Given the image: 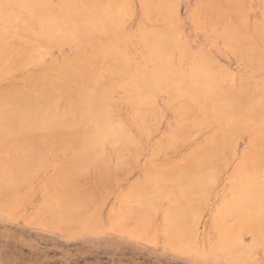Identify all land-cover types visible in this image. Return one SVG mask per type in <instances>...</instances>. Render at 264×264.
Returning <instances> with one entry per match:
<instances>
[{
    "label": "bare ground",
    "instance_id": "obj_1",
    "mask_svg": "<svg viewBox=\"0 0 264 264\" xmlns=\"http://www.w3.org/2000/svg\"><path fill=\"white\" fill-rule=\"evenodd\" d=\"M146 1H147V3H146ZM146 1L144 0L142 5L145 6V4H146L147 7L149 5L147 10L148 9H150V10H148V12L145 11V16L149 15V11L154 13V15L152 16L153 19H152V17H149V21L153 22V20L155 19L154 22L152 23L155 25L156 24L155 22H158V21H156V19L160 20L159 18H161V21L159 24L160 25L162 24V25L160 26L159 24L158 25L156 24V28L160 29V27H162V26L165 27V25L167 27L170 25V22H172L174 25H175L174 22H176V21L179 22L178 20L173 21V19H174L173 16H176V14H177L176 17H178V14H179V13H176L177 10L176 11L174 10L175 9L174 7H177L179 4V2H176L177 0L176 1L175 0H146ZM235 1L234 2L237 3L238 0H235ZM262 1L264 4V0H262ZM128 2H130V0L127 1V3ZM122 3H125V0ZM228 3L226 2V4H224L222 7L224 9H226V7L229 8V9H227V11H225L226 13H224V14H227V18H226V15L223 14V16H225V17H223L224 22H225L224 19H226V21H227L230 14H232L233 12H236L235 7L232 8L234 6V4H232L233 1L230 5L231 8L228 6L229 5ZM173 4L175 5L174 7H173ZM206 4H208V2ZM239 4H240V7L243 6L241 1ZM239 4H238V6H237V4L235 6L239 7ZM248 4H250V2ZM121 5H123V4H120L119 0H107L104 3H101L100 0H87V1H84V0H79V1L78 0H76V1L75 0H59L57 4L52 3L51 0H0V75H3V74H23L24 75L22 82L19 81L20 83L19 82L18 83H9L7 86H4L0 89V198L4 199L6 201H7V199H10V198H13V199L16 198L17 195L20 198L19 194H21V193H19V191H21L23 189L26 190V186L27 185L29 186V183H30L29 181L34 176H35L34 178L37 177L35 174L43 168V165L46 164L47 160H49L48 159L49 156L58 155V154H60L58 152L60 150H62V157L60 158V162L56 163L57 161L56 162L54 161V163H56L55 164L56 166L54 165L55 168L53 167L54 170L51 171L52 173L49 172L47 175L44 176L45 179H44V183H43L44 184L43 202L40 203L41 205H39V207L36 209V211H34V218L33 219L31 218L32 219L31 221L34 222L35 224L36 223L37 224L42 223V224H49V225H51V227L52 226H55L57 228L60 227V229H62V228L63 229H72V228H75V226L79 227V226H84L85 224H88L86 222H88L90 220V218L94 217L93 214H94L95 207L97 204V196H96V200L94 197L95 190L97 192L100 191L102 193L103 188L106 185L103 183L106 182L105 181L106 177H107V181H109L108 176H109V174H111V172L109 174L106 172L107 175L105 178H104V175L103 174L100 175V172L98 173V171L93 174L94 176L93 175H87L88 177H90V179H91V180L89 179L90 181H93L91 176L96 179V181H94L91 185L86 184V182L88 180L85 181L84 178L82 179V177H81V179L85 182L86 186L84 184L80 183L79 180H81V179L78 180L79 176L83 175L86 172L85 170L87 168H89V170L91 168V170H92V168L95 169V167L105 166L109 162V157L112 158L113 152H115V154L117 156V161H116V163H117V162H122L123 157L127 158L125 154L131 152V150L133 148H138L137 149L138 151L135 149L136 153L139 152V150L140 151L142 150V146H140L141 148L138 147L140 144V142H139L140 140L138 139V137H139L138 135L140 134V133H138L139 131L138 130L137 131L132 130V128L129 125L131 123V120H129L128 122H125L119 116V114L117 112L120 109L119 106H123V107L128 108L126 111L130 110V113L128 114V112L125 111L127 116L131 115L130 119L132 118V121H134L137 124V126H138V123L139 124L141 123L140 124L141 125L140 130L142 132H145V131L148 132L149 131L148 126H150V125L152 126L155 123L158 124V120L155 119L156 117L153 116V114L151 116L149 115L150 113H154V115L156 113H158L156 111L157 110L156 108H157V106L160 107L159 105L156 104V102H155L156 98L154 96L160 92H167L166 93L167 95H169L170 94L169 92H171V96L174 97L176 100H179L181 95H183L184 97L187 98L188 103H190L189 106H191L192 107L191 109H193V110H191V109H189L191 111L186 110L188 108L181 106L183 103L178 104V105H180L179 109H181L183 107L185 109V111H187V112H195V109H194V107H195L196 110L198 111V115L196 117H199L201 119L199 121L201 122L202 125L206 126V127L204 126L206 129L209 128L210 122L212 124L216 123L215 125H217V126H216V128L214 127L215 128V132H214L215 137L213 138V142L210 141L212 144H208L209 141L207 142V140H208L207 139V140H205V143H204L205 146L204 147L200 146V148H199L198 146H195V149L198 148V151L196 149V153H197V154L195 153L196 155L200 156L201 153H202V155H205L207 153L206 151L209 150L212 154H210V152H208L207 154L212 155V157H214L215 159H212L211 156H210L211 157V159H210L209 155H207L209 158L207 159V156H206V158L205 159L203 158L204 159L203 160L201 156L199 158L198 156L196 157V155L193 156L191 154V156H188L189 159L187 158V162H184L185 163L184 165L185 166L187 165V166L185 167L182 165L184 167V169H182V168L176 169L177 166H178V168H180V166H181V165H178L179 161H180L179 159H177L175 161L176 165L174 164V168H172L174 170L176 169L175 170L176 172H173V171L170 173L167 172L171 169L169 167L170 164L166 165L167 171H166V169H164V170L162 169L164 166H162L161 168L159 167L161 170H163L161 173H160L161 170L156 168L157 170L155 171L154 174H159V175H157L158 177L156 176L157 177L156 180H151L152 178L151 179L149 178L150 180L148 178H143L144 179V181H142V182H144V183H142V185L144 184L143 186L141 185V183L139 184L138 181H135V183H138L142 187H140L138 184L132 183L131 185H133V186H131L130 192H132L131 194H132L133 201L131 199H127L128 201L124 202V205L122 203L121 204H122V206L125 207V208L124 207H122V208H123V210L127 211L128 215H130V213L132 212V209L135 208L136 214H138L139 217L142 219V220H140V219H138V220H140L141 222H146L143 219H145V218L147 219V217L152 216L153 214L156 215V213L158 211H160L159 209L161 208V205L165 202H168L169 207L167 208V214L164 216L167 218L165 220H166L168 226L167 225H163V226L168 227V228L166 227V231L168 233V230H169L170 236L167 237L168 234L164 232V234H167L165 239L169 238L170 243H171L173 241L179 242L178 239L183 238V241L185 243L186 240L189 241L188 237L186 240L184 239V238H186L185 234L195 232L190 225L193 223H196V221L193 220V218L195 217L197 210L200 209V205H201L200 203L202 201H204L203 204L205 205V202L206 203L208 202L206 200V198H209V196L207 197L208 194H206L207 193V191H206L207 184L210 183V180L213 177L212 174L214 175V177L217 176L215 173H213L215 171L216 167L214 169L211 168V167H213L212 163H213V165H218V163L219 164L224 163L226 165V164H228L226 162H228V160L229 161L231 160V159H229V154H227L228 158H227V155L225 154V152L229 150L228 147L226 146L227 148H223L224 144L223 145L219 144L221 142L220 139L222 140L223 143H225L224 138L227 140L228 138L233 137V135H234L233 134L234 133L233 128H235L236 131L237 130L239 131V132L237 131V133H240L241 129L243 130L242 132H244L245 130H247L248 127H250L249 130L251 131L253 129V127L255 126V125L254 126L252 125L253 124L252 121L256 122L257 125H258V122L260 121V119L262 120V122L264 121V118H263L264 116H262V117L259 116V113L261 115H264V113L260 112V111H262V109L264 107L261 109L258 107V106L262 107V105H264V94H263L264 90H263V92L258 93V90H259V89H257L259 87L258 82L255 79H251V78L248 79L247 77H246L247 81H243L242 78H243L244 74L242 75V78H241V80H242L241 82H243V84L241 82H240V84H238V86H240L239 92H236V91L233 92L235 89L238 90L237 89L238 86H237V88H235V86L233 85L232 82L231 83L233 86L232 87L233 91L230 89L231 87H228L229 88L228 91L230 90L233 93L232 92L227 93V92L223 91V89H219L220 86H215L216 88L214 87V85L211 86L212 83L214 84V83L218 82V79H220L221 81H224L225 84H227L228 82L230 83L229 78H231L233 74H229V73H230V71H231V73H234V72L230 69L227 70V68L223 69L225 67L224 66L225 64L223 65V68H222V64L220 65L219 62L216 63V61H213V59L209 56H208V58H210L209 60L213 61V63H211V65L213 64V66L207 65V66H209L208 68L211 67L210 70L208 68L204 69L203 65L202 66L199 65L201 63L203 64L204 62H203V60H202V62H200L201 60L198 62L197 58H193L195 56L194 54H192V56H193V57H191L192 59H189L190 60L189 64L186 65L187 62L185 59H188V57H186V55H188V53H187L186 49H184V48L186 47V43H187L186 41L187 40L186 41L184 40V42L182 43V46L185 44L184 48L181 46L183 49L180 48L181 51L177 52V53H179V56H175L173 53L174 48L177 51L176 47H178V46H176V44L178 45V43H179L178 42L179 35H176V32L175 33L172 32L173 27H175V26H173V24H171L173 27L170 25L168 27V29L166 27L163 29V27H162V30H160V31L158 30L154 34L155 39H153V40H156L157 42H154L152 40L153 41L152 45L154 43L155 44L153 46L151 45L152 46L151 48H150V44L148 46V48L150 50L155 49L156 52L154 50H152V51L154 52V57L159 56L158 59L157 58L154 59V62L152 64H151V62L148 64V62L151 61V60H148L147 64L149 66H147V67H146L147 64L146 65L140 64V63L136 62L135 60L133 61L134 57L131 54L129 55V53L127 52V49L129 47V46L127 47L128 39L126 37H125V39H124V37L122 38V35L120 34V32L124 28V25L126 24L125 22L122 24L121 20H120V24L118 22L119 19L123 18L121 16L124 15V12L121 11V9L123 8V6L121 7ZM126 5H128V4H126ZM202 5L203 4H201V6ZM244 6H245V3H244ZM243 7H241V9H243V10L245 9L244 10V11H246L245 16H246V14L248 16V11L246 10V8H243ZM130 8H132V7H128L129 10H131ZM124 9H126V8H124ZM168 9H170V10L168 11ZM172 9L174 10L175 15L172 14L173 13ZM194 9H193V13L194 12L196 13V11H194ZM199 9H200V7H199ZM230 9L232 11L233 10L234 11L231 13V12H229ZM124 11L126 12L127 9ZM131 11H133V10H131ZM163 11H165L166 13H167V11L168 12L172 11V12L166 14ZM218 11H219V13L217 12L218 13L217 15L219 17L220 12L222 11L220 9V7H219ZM244 11H241V12L244 13ZM237 12H238V8H237ZM130 14H131V12H130ZM163 14H164V16H161ZM199 14L200 13L198 11V16L200 17ZM233 14L231 15L232 17L234 16ZM253 14H254V12H253ZM125 15H127V13ZM217 15H216V17H217ZM238 15H235V17ZM132 16L133 15H131V17ZM170 16L172 17V19ZM240 16H242V15L240 14ZM154 17H156V18H154ZM167 17H169V18H167ZM195 17H197V15H195ZM199 17H197L198 19L196 18L198 21L200 20ZM235 17H234V19L239 18V17H236V18ZM242 18L241 17L239 18L242 20V21L240 20V23H242V25H243V22H244V24L247 22L248 28H246V27L245 28L247 29L248 32H250V30H248L250 28L249 23H248L249 20H247L249 18L244 17V15L242 16ZM253 18H255V17H253ZM168 19H170V20L168 21ZM192 19H193V17H192ZM234 19H233V21L238 23L239 20L235 21ZM165 20H166V22L168 21L167 23H169V24H166ZM230 20H232V19H230ZM254 20L256 21V19H254ZM202 21H204V20H202ZM214 21H216V20H214ZM233 21H232V23H233ZM261 21H264V20H261ZM224 22H223V25L225 24L227 26L226 22L225 23ZM230 22L231 21H229V23ZM256 22H258V21H256ZM164 23H165V25H164ZM199 23H200V21H199ZM261 23H260V26H263L264 25L263 22H261ZM201 24H203V23H201ZM234 24L235 25H234L233 29L236 26L239 28L241 27L240 28V30H241L245 26V25L242 26L241 24H240L241 26H239L236 23H234ZM117 25H118V27H117ZM119 25L123 26V28L120 27ZM223 25L221 26L222 28L225 27L226 30H229V29H227V27L225 25L224 26ZM232 25L233 24H231L230 26L232 27ZM214 26H210V27L208 26L211 29L210 31L215 30V28H211ZM254 26H255V24H254ZM215 27H217V26H215ZM121 28H122V30H121ZM170 28H172V29H170ZM177 28H180V27L178 26ZM177 28H174V29H177ZM209 28H208V30H209ZM225 28L219 29V31L221 30V33H222L221 36L223 38H226V35H228V31L226 32ZM137 29L139 30L138 27H137ZM153 29L155 31L157 30L155 28H153ZM153 29L150 28V30H153ZM224 30L227 34L226 33L224 34V32H222ZM243 30H244V28H243ZM179 31H181V30H179ZM206 31H207V29H206ZM234 31H236V32H234V34L237 33L239 38L241 35H242V37H244L243 31H242V33H238L237 31H239V30H234ZM247 31H245V32H247ZM253 32L251 31L252 36H253ZM121 33H123V32H121ZM140 33H143V32L140 31ZM152 33H150V35ZM173 33H174V35H173ZM181 33H183V32H181ZM181 33H180V35H181ZM262 33L263 32H261V34ZM128 34H129V32L126 34V36ZM146 34L148 35L149 32H146ZM146 34H145V36H147ZM223 34L225 35V37ZM56 35H58V36L56 37ZM129 35H131V34H129ZM132 35H134V34H132ZM216 35L218 36L219 32ZM231 35H229V36L231 37ZM249 35H251V34L248 33L247 36H249ZM262 35H264V33ZM140 36L141 35L139 34V37ZM154 36H153V38H154ZM221 36L219 35V37H221ZM229 36H228V38H229ZM258 36H257V38H258ZM173 37L178 38V40L176 41L175 38L173 39ZM219 37L215 36V41H217V38H219ZM238 37H237V39H238ZM242 37L240 39H241V44H243L244 47L240 44H239V46L243 47L244 49H246V47H247V49L249 47L251 48L252 46H253V49L255 47L257 48V46H258L257 44L262 42V40L259 42V39H258L255 42L257 44H255L253 42V41H255L254 36H253L254 40L251 39L252 42L250 41V39H249L250 42L247 41L248 39L246 40V38H248V37L245 36V40L244 39L242 40ZM249 37L253 38L251 36H249ZM133 38H135V36ZM186 38H184V39H186ZM222 39H221V45L222 46L225 45L224 48H227L230 50L231 47L229 46V48H228V46H226V42L223 43ZM142 40H143V38H142ZM173 40L176 41L175 42L176 44L173 45L176 47H173L171 45L172 43H174ZM181 40H179V41H181ZM230 40L233 42L234 38L231 37L225 41H228V43H230L231 42ZM140 41H141V39H140ZM236 41H235V43H236ZM239 41L240 40L238 39V42ZM243 41H245L246 44L243 43ZM130 42H132V41L130 40ZM142 42L144 43L146 41H142ZM247 42L249 43V46H247ZM214 43H212V44H214ZM250 43L253 45H251ZM210 44H211V42H210ZM88 45H89V51L87 52L86 49H85V51H83L84 46H88ZM263 45H264V43H263ZM64 46H70L72 48H75L76 51H75V53L73 52L74 53L73 56H70L72 58H70V57H69V59L66 58V62H64L62 64L63 66L61 65L60 67H58L55 70H53V68H54L53 67L51 69V70H53V72H41V71L36 70L35 72L28 73L27 70L31 67V65L33 66V64L36 63L37 61H41V58L43 57L44 54H47L50 50H53L54 48H61ZM239 46H236L237 50H235V51H238ZM261 47H262V45L260 47L258 46L257 49H258V51H259V48L262 49L261 50L262 53L261 52L255 53V51H257V49L255 48L256 50L250 52L248 57L249 58L256 57L255 60L258 59V62H261L264 65V50ZM233 48L234 47H232V49ZM243 48H239V49H241V50H239V52L240 53L245 52V53L240 54V53L236 52L235 57L239 58V56H240V58L242 59L245 54H248L249 51H244ZM188 49H189V47H188ZM191 49L192 48H190V50ZM182 50H184V51L182 52ZM193 52L190 51V54ZM233 52L234 51H232V53ZM253 52L256 54V56L253 55ZM67 53H68V51H67ZM197 53H198V51L195 54H197ZM62 54H63V52H62ZM142 54H143V52H142ZM199 54H198V58L202 55V54H200V55ZM232 55H234V53ZM245 56H247V55H245ZM202 57L203 56H201V58ZM150 58L152 59L151 56H150ZM205 58H207L206 55H205ZM245 58L246 57H244L243 59H245ZM247 58L245 60L246 61L245 66L246 67H247L246 63L249 64L250 61L251 62L254 61V60H252L253 58L252 59H249V58L247 59ZM241 59L240 60L237 59V60L241 61ZM52 60L55 61V59H52ZM52 60H51V62H52ZM62 60H63V58H62ZM193 60H195V61H193ZM206 60L208 61V59H206ZM204 61H205V59H204ZM210 62L208 64H210ZM256 62L257 61H255L254 63L252 62L253 67L257 66L259 64L262 65L261 63H256ZM205 64H207L206 61H205ZM252 64H249L248 67L250 68V66H252ZM152 65L154 66L153 72L151 71ZM260 65L258 67H256V69L257 68L259 69V67H262ZM199 67L202 68L203 71L205 70V71L211 72V70H212V73L214 72L212 76H214L215 72H216V74H215V76H216L217 71H218V75L219 76L222 75L221 76L222 79H221V77L219 78L218 75H217L218 77L216 76L217 78L216 77L213 78L210 75V77H212V79H213V82L211 81V84L210 85L208 84V86H206L205 84H207L211 80V79H209V81H208L207 78L209 77V74H212V73H210V72H209V74H207V72L203 73L204 75L207 74V75H205V76H207V78H206L207 83H205V80H204L205 76L203 78L201 77L203 75L199 74L202 72V71L201 72L198 71ZM212 67H215V68L220 67L223 70V72H222V70H220V68L215 69ZM42 68H43V66H42ZM44 68L46 69V67H44ZM252 69H254V68H252ZM225 70L227 71V73H224V72H226ZM260 70H256V71H260ZM219 72L222 74H220ZM153 73H155V74H153ZM226 74H228L229 76H227ZM153 75H155V76H153ZM225 75L227 76L228 80L226 79ZM234 75H233V78L235 80L236 77H234ZM223 76H224V79H226V80H223ZM19 77L22 78V76H18V78ZM215 79L217 81H215ZM243 79L245 80V78H243ZM256 79L258 80V78H256ZM16 80H18V79H16ZM234 80H233V82H234ZM249 80H250V83L253 82V80H254V82L256 81L257 83H255V84H258V85H255L254 82L251 83V85H250ZM226 81H228V82L226 83ZM15 82H17V81H15ZM224 82L222 84H224ZM220 83L221 82H218L216 84L219 85ZM262 83H264V82L262 81ZM222 84H220L221 85L220 88H223L225 86V88L227 89V85L222 86ZM246 84H249L248 87H251V86H252L251 88L255 87V88H253L254 91H252L253 89L248 88ZM261 84H260V86H261ZM210 86L212 87V89ZM228 86H230V85H228ZM207 87H209L210 90ZM263 87H264V85L261 86V88H263ZM225 88H224V90H226ZM205 89L208 91H206ZM255 89L257 90V92H255ZM211 90H212V92H211ZM213 90H215V91L213 92ZM260 91H262V90L260 89L259 92ZM117 92L121 94V96H119L121 98L120 99L118 98V101H120V104H115L116 102L113 103V98ZM208 92H210L212 95L209 96L210 93H208ZM172 97H171V101L173 99ZM153 100L155 103V107H154ZM176 100H175V102H176ZM181 101H183V100H181ZM175 102H173V103H175ZM249 104H252V106L255 107V109L257 108L260 111L259 112H253L254 108L252 106L249 107ZM170 105H171V103H170ZM165 106H167V108H168L169 104L165 103ZM153 107H154V111H156V113L151 112V111H153V110H151V109H153ZM184 109H181L180 111L178 110L179 112H177L175 110V108H173V110H175L178 114L179 113L181 114L182 111L184 112ZM249 109H251L252 111ZM258 110H255V111H258ZM148 115H149V118L151 121L153 120L152 118L155 119V120H153L154 123L153 122L151 123V121H150V123L147 122V116ZM156 115L159 116V114H156ZM201 116H203V117H201ZM196 117H194L196 120L194 118H193V120L192 119H186V121H188V120L193 121V122H191L192 124L190 122H187L186 123L187 125H186L185 121L183 124H181L183 121H180L181 123H178L176 127L180 128V130H182V129L186 128L188 126V124L190 126L192 125L191 127L188 126V128L184 129V131H183L184 134H190L191 132H193L191 130H193L192 129L193 125H194L193 123H195L194 121H196L195 126H197V124H200L199 121L197 122L198 119ZM160 118H161V114H160ZM188 118H191V117H188ZM221 119H223L222 122H221ZM160 121H162V118L160 119ZM208 121H209V123H208ZM173 122H175V121H173ZM250 122H252V124L248 126V124ZM205 123L208 125H206ZM184 124H185V126H184ZM201 124L199 126H202ZM161 125H163V124H161ZM161 125L158 124V126H161ZM178 125H180V127ZM260 125H264V122H263V124L259 123V126ZM182 126H184V127H182ZM199 126H198V128H199ZM152 128L156 129V124H155V127L152 126ZM178 128H176V131L178 130ZM194 128L197 129V130L194 129L195 131H198V128H196V127H194ZM244 128H245V130H244ZM170 129L173 130V128H170ZM187 129H188L189 133H187ZM150 131L154 132L153 130H150ZM179 131L178 132L174 131V133H175L174 135L177 136L176 141L177 142L179 141V144H182V143L186 144L187 142L193 141L195 139V138H192L193 140L190 139V141H188L189 138L188 139L181 138L178 140V138H179L178 136H180V137L183 136V132L180 131V133H179ZM185 131H186V133H185ZM195 131L191 134L195 135L196 134ZM203 131H205V130H203ZM262 131H264V130H262ZM147 132L144 134L146 136L149 135L148 136V139H149V137L152 134H150V132H149L147 135ZM245 132H247V131H245ZM257 132H256V138L258 137V139L253 140V143L255 141L257 143L256 146H258V144L260 143L258 147L261 148L262 147L261 144H262V142H264V139H263L264 133L262 132L263 136H261L262 134L257 136ZM92 133H94V135ZM170 133L168 134V132H167L166 135H164V136L161 135L163 133L160 134L161 137L163 136L162 138H164V140H166L165 141L166 144L171 137H175L174 135L171 136L173 134V132L171 134ZM181 133H182V135H181ZM91 134L94 136V138H93V136H90ZM198 134H199V132L195 135V137H197ZM230 134L232 135L231 137H229ZM236 134L234 135V138H232V140L228 139V140H231V141H229V144H231L230 142H233V140L237 141L236 139H238V138H236V137H238L239 134H237V135ZM73 135H77L75 137L76 139H74ZM169 135H170L169 138L165 137V136H169ZM88 136H90L89 138H93V139H91L92 145L89 144L90 142L88 143V145H91V148H88V149H90V152L87 150V147H85L86 150L90 154V156L86 157L87 151L84 150L85 144L83 146V143L90 141V140H87V139H89V138H87ZM185 136L186 135H184V137ZM204 136H206V134ZM209 136L211 137V135H209ZM226 137H228V138H226ZM174 139L171 138L170 140H172L174 142ZM180 140H182V142ZM185 140H187V141H185ZM228 140L226 141L227 143H228ZM157 141L158 140H156V143H157ZM160 141H161V143H160ZM160 141H159L160 144L158 143L159 146L157 148H160V146H163L165 144V142H163V139H161ZM247 141H249V140H247ZM253 143L252 142L249 143L250 144L249 146H251L252 149L255 147L254 145H252ZM174 144H176V142ZM206 144H207V146H206ZM88 145L86 143V146H88ZM169 145H166V147L165 146L162 147V149L160 148L161 150L164 149L163 150L164 152H162V153H165V151H166L165 148H167V149L172 148L173 149V147L175 148L177 146V145L176 146L173 145L171 147V145L170 146ZM196 145H198V144H196ZM235 145H233V147ZM263 145H264V143H263ZM191 147H192V145H191ZM154 148H156V147L154 146ZM154 148H153V150L155 153L156 149H154ZM201 148L202 149L204 148V150H206V151L202 150ZM230 148H232V144H231ZM224 149H226V151ZM109 150L113 151L112 155H110V156H109V154H110ZM161 150H160V154H161ZM84 151H86L85 154H84ZM133 151H134V149H133ZM247 151H244V152L248 154ZM249 151L251 152V149ZM260 151H262V150H260ZM189 152H188V154L190 155V153H192L193 151H191L190 153ZM204 152H205V154H204ZM253 152H251L252 155L254 154ZM56 153H58V154H56ZM217 153L218 154L220 153L221 156H218ZM213 154H215L217 156V158L215 155L213 156ZM232 154H234V152H232ZM232 154H230L232 156V157L230 156V158H235L236 156L232 155ZM131 155H133V154H131ZM154 155H158V154L155 153ZM262 155H264V152ZM139 156L140 155H138V158H139ZM192 156H193V159H192ZM248 156H249V154H248ZM255 156H256V158L259 157L258 155H255ZM133 157L135 158L136 156L133 155L132 158ZM167 157H168V155H167ZM183 157L185 158V156H183ZM190 157H191V161H188V160H190ZM218 157H220V158H218ZM223 157H225L226 161H224L225 159H223ZM250 158H251V156H250ZM128 159H129V157H128ZM51 160L53 161L54 159H51ZM130 160H131V157L128 160L129 161L128 163H130ZM192 160H194V161L200 160L201 162L204 161L202 164H205V166H206L205 169L207 168L206 171L203 168L204 166L201 163H199L200 161L195 162L198 164V165H195V164H193ZM52 161H50V162H52ZM151 161L152 160H150V164H152V162H154V161H152V162ZM123 162H125V161H123ZM190 162H191V166L192 165H194V166L191 167L190 165H188V164H190ZM235 162L236 161H234V163ZM240 162H241V160L238 161V163H240ZM253 162H254V160H253ZM116 163H115L113 169L114 170L116 169L115 171H117V172H119L118 170H119L120 166L122 167V165H123L122 168H124L126 166V164H128L127 162L126 163H120V164H118L119 167L117 166L115 168ZM133 163H134V160L132 162V165L131 164H128V165H131V167L133 166V168H134V165H136V163H134V165H133ZM208 163H210V165ZM261 163H263V162H260V164ZM207 164H208V166H207ZM224 164H221V165L223 167H226L227 165L225 166ZM253 164L254 163H251V165H253ZM260 164L256 163V165H255L256 170H258V171L262 167V166L261 167L259 166ZM51 165H50V167H52ZM112 165L113 164H111V166ZM233 165L234 164H232V166ZM244 165H246V163ZM261 165H263V164H261ZM188 166H190L191 170H189ZM209 166H211V167H209ZM196 167L200 168L198 170V171H200L199 172L200 174L202 172H204V174L203 175L198 174L199 175L198 176L197 172H196L197 171ZM201 167H202V169H204L203 171H202ZM208 167H209V169H208ZM258 167H260V168H258ZM111 168L112 167L109 168V166H108L107 169L110 170ZM129 168H127V169L124 168L126 170V175L129 174V172H128ZM194 169H195V171H194ZM218 169H219V167H218ZM240 169H242V168H240ZM252 169H253V167L251 168V171L253 173L251 171H248L249 169L248 170L246 169L248 172L246 171L245 174L243 173V175H246L245 177L243 175L240 176L241 174L238 175L241 172L237 173V175L235 173L236 177L240 176L242 178L241 179L242 183L240 184L241 186H242L243 180L245 178H246V181L244 180V182L246 183L248 181L247 178H250L251 175L253 177L256 176L254 173L255 169L254 170H252ZM262 169H263V167L260 170H262ZM89 170H87V171H89ZM95 170L93 172H95ZM101 170H100L101 172L107 171L106 169L104 170L103 168ZM158 170H160V171H158ZM177 170L178 171L182 170V172L181 171L178 172ZM210 170L212 171V173L207 174V177H206L205 174L210 173L211 172ZM152 171H153V168H152ZM219 171L220 170H218V172ZM258 171L257 172L255 171V172H256V174H261L258 177V179L260 181V179H262V175L264 172L261 171L262 173H259L260 171L259 172ZM93 172H91V173H93ZM122 173H124V172L122 171L119 174L121 175ZM246 173L247 174L252 173V174L250 176L248 175L249 177H247ZM83 176L86 177V175H83ZM100 176H102V177H100ZM201 176H202V179H204V177L206 179L202 180ZM209 176H212V177L209 178ZM218 176H220V173L218 174ZM110 177H111V175H110ZM114 177H115V174H114ZM199 177H200V179H199ZM263 177H264V175H263ZM258 179H255V177H254V179L252 180L254 182L250 181L251 183L249 182V183H247V185H249V184L252 185V183H253L256 186V188H258L259 184L256 183V182H258V181H256ZM206 180H208V181H206ZM241 180H239V181L241 182ZM112 181H114L113 178H112ZM117 181L119 182V180H117ZM203 181L208 182V183L204 184ZM97 182H99V183L103 182L102 184L104 186L101 185L102 191H101V189L98 191V189L100 187L97 188L98 187V185L96 184ZM212 182L215 183L214 180ZM106 183H108V182H106ZM129 183H128V185H129ZM211 183H210V185H211ZM95 185L97 186L96 188H95ZM210 185L208 186V188L210 190L211 189L213 190V188L215 187L214 185H216V184H212L211 188H210ZM231 185H234V183L233 184L230 183V185L228 186V192H230V193H232ZM240 185H239V187H240ZM22 186H24V188H21ZM88 186H90V187L88 188ZM129 187H130V185H129ZM109 188H110V185L107 187V190ZM203 188H204V192H201L203 190ZM256 188H254V190ZM200 189H202V190H200ZM209 189H207V190H209ZM33 192H34V190H33ZM97 192H96V194H97ZM34 193L37 194L36 191ZM202 193H203V195H202ZM261 193H264V191H262ZM119 194H120V192L118 193V195ZM249 194H250V192H249ZM254 194H255V192H254ZM254 194L252 193V195H254ZM234 195H236L235 198H233L234 196H233V194H231V199L229 201H228L227 197L226 198L224 197L223 201L225 199H227V201L225 200V202L229 203V205H228L229 207L222 205L223 203L221 204L222 206H224V208H221L223 210V212H220V213L216 212L217 213L216 215L219 214V217H221L222 216L221 213H223V215H225V216H222V218H221L222 220L217 221V219H213L212 222L214 224V226H213L214 228L217 227V225H215L216 221H217V223H219V221H221L220 223H223L224 222L223 220L225 219L224 217L229 215L226 217V219H227L230 217V215L232 213H233V215H231V217L236 216V214H235L236 212L234 213L233 210H235V209L242 210L247 205L248 199L252 198V195L251 194H250L251 196L247 195V191L243 188H241L238 196H237V194H234ZM30 196H32V194ZM197 196H199L200 198H197ZM204 196H206V197H204ZM119 197L121 198V196H119ZM2 199H0V203H1ZM98 199H99V193H98ZM101 199H104V198L102 197ZM259 199H262L263 200L262 202H264L263 196L260 197ZM4 200H3V202H6ZM15 200H17V199H15ZM116 200H118V199H116ZM10 201H12V200L10 199ZM27 201H29V199ZM258 202H256V203H258ZM9 203L11 205H13L11 202H9ZM15 204H16V202H15ZM173 204H176V206H174ZM203 204H202V206L204 207ZM253 204H255V203H253ZM259 204H260V202H259ZM248 205H251V204L248 203ZM258 205L255 207L258 208ZM260 205L263 206L262 204H260ZM202 206H201V208H203ZM6 207L9 208V206H6ZM12 208H13V206H12ZM213 208H215V207H213ZM246 208L248 209V207H246ZM14 209H15V206H14ZM17 209H19V208H17ZM113 209H111V210L113 211ZM219 209L220 208H217V210H219ZM249 210H251V209H248L247 211H249ZM256 210L257 209H254L253 211H256ZM126 211H125V213H126ZM231 211H233V212H231ZM4 212H6V210H4ZM97 212H99V211L96 210V213ZM116 212H118V213H116ZM116 212H115L116 214L114 213V216L118 217L117 214H119V216H121L119 209ZM7 213H8V211H7ZM256 214H258V215H256V217H258V216H260V218L264 217V211H263V213L257 212ZM251 215H250L251 217H255V212L252 213ZM262 215H263V217H262ZM11 216H12V214H11ZM250 216L249 215L243 216V219H241V222H244L245 219H248L249 222L247 220H245L248 222V223L245 222V224L248 225L249 223L252 222V221H250V219H252ZM256 217H255V221H256ZM260 218L258 219L259 221L257 220L258 225H260L259 222H261ZM121 219H123L124 222H126L125 217L120 218V220ZM148 219L151 220V217H149ZM153 219L156 220L155 223H158L157 219L152 217L153 222L151 221V224L152 223L154 224ZM95 220L97 221V219H95ZM100 220H102V219H100ZM214 220H216V221H214ZM252 220L254 221V219H252ZM229 222L230 221H228V223ZM231 222H230V224H232L234 221L232 223ZM91 223H93V221ZM120 223H122V221ZM120 223H117V225H119ZM238 223H240V222H238ZM100 224H101V221H100ZM113 224H114V222H113ZM153 224L151 226H153ZM230 224H228L229 227L232 226ZM237 224H235V225H237ZM147 225L149 226V224L147 223V224H145V227ZM219 225H222V224H219ZM251 225H252V223H251ZM251 225L249 227L252 228L253 225L252 226ZM148 226L146 227L147 231H145V232H148V230L151 229V227H149L150 229H148ZM193 226H196V225L193 224ZM224 226H227V225L225 224ZM228 226L222 230H224V231L226 229L229 230ZM260 226H262V225H260ZM36 227H37V225H36ZM95 227H96V223H95ZM156 227H157V225H156ZM188 227H191V229ZM233 227H234V224H233ZM242 227H243V223L241 225V228ZM249 227L247 226L245 228H249ZM262 227H264V226H262ZM37 228H39V226ZM256 228H258V226ZM53 229H54V227H53ZM216 229H218V227ZM55 230H57V229H55ZM239 230H240V227H239ZM244 230L245 229H243V232H245ZM112 231H114V230H112ZM138 231H140V228L138 229ZM154 231H156V230H154ZM214 231H215V229H214ZM254 231L256 233V230H254ZM260 231H261V228H260ZM239 232L241 233L242 229ZM149 233H151V232H149ZM152 234L154 235V233H152ZM259 234H257V238H259L258 237ZM117 235H119V234L117 233ZM180 235H182V237ZM263 235H264V233H263ZM223 236H224V234H223ZM223 236L221 237V239H219L220 241L225 237V236L224 237ZM241 236H240V239H241ZM260 236H261V234H260ZM163 237H164V235H163ZM236 237L238 238V236H236ZM236 237H234L235 240L237 239ZM144 238H142V239L144 240ZM229 238H231V236ZM234 238H232L233 242H234ZM237 241L239 244L240 243L239 238H238V240H236V242ZM253 241L255 242L256 239ZM253 241H252V243H254ZM256 242H258V243H256ZM256 242H255V244H257V245L260 243L259 241H256ZM166 243H168V242H166ZM166 243H164V244H166ZM170 243H168V244H170ZM173 243L175 244V242H173ZM180 243H182V242H180ZM221 243H224V242H221ZM225 245H226V243H225ZM240 245L245 248V246L243 244H240ZM219 247H221V246H219ZM251 247L254 248L252 245H251ZM187 248H188V246H187ZM252 248H250L251 250L250 249H248V250L252 251ZM191 249H192V247H191ZM222 249H224V251H225V248H223V246H222L221 250ZM226 249H228V248H226ZM238 249H241L240 246ZM211 250H212V248H211ZM218 251H220V250H218ZM247 252H245V254ZM245 254H244V256H245ZM236 255H238V254H234V257ZM234 257H232V258L234 259ZM240 258H241V256H240Z\"/></svg>",
    "mask_w": 264,
    "mask_h": 264
},
{
    "label": "rangeland",
    "instance_id": "obj_2",
    "mask_svg": "<svg viewBox=\"0 0 264 264\" xmlns=\"http://www.w3.org/2000/svg\"><path fill=\"white\" fill-rule=\"evenodd\" d=\"M58 1L59 0H51V2L52 3H54V4H57L58 3ZM76 1V0H75ZM79 1V0H78ZM84 1H87V0H84ZM107 0H100V2L101 3H104V2H106ZM127 1H129V0H127ZM127 1L125 0V3L126 4H128V5H126L125 3H122V2H124V0H119V3L120 4H123V5H121V7L123 6V8L121 9V11L122 12H124V15L123 16H121V17H123V18H121V19H119V24H120V20H121V22H122V24L125 22L126 24L124 25V28H123V26H121V25H119L120 27H122L123 28V30H122V28H121V32H123V33H121L120 32V34L122 35V38L124 37V39H125V37L128 39V44H127V47H128V49H127V52L129 53V55L131 54L134 58H133V61L135 60L136 62H138V63H140V64H147V62H148V60H151V61H149L148 62V64L151 62V64L154 62V59H158V57H154V52L152 51V50H154L155 51V49H152V50H150L149 48H148V46H149V44H150V48L155 44H153L152 45V43H153V41L154 42H157L156 40H153V39H155V36H154V34L159 30H162V27H163V29L166 27V25H165V23H164V25H165V27L164 26H162V27H160V29H158V28H156V24L158 25L159 23H160V21H161V18H159L160 20H157L156 19V21H158V22H155L156 24L154 25V24H152L153 22H154V20H153V22L152 21H149V17H152L153 15H154V13H152L151 11H149V15H146L145 16V11H147L148 12V10H150V9H148L147 10V8L149 7V5H148V7H147V5L145 4V6L144 5H142L143 4V2H144V0H130V2H128L127 3ZM146 1V0H145ZM176 1V0H175ZM230 1V2H229ZM232 1H233V3H232ZM235 0H177L176 2H179V4H178V6L177 7H174L175 5V3L173 4V7L175 8L174 10L176 11L177 10V12L176 13H179L178 14V17H176L177 16V14H176V16H173L174 17V19H173V21H175V20H178L179 22H174L175 23V25L172 23V22H170V25L171 24H173V26H175V27H173L172 25V27H173V31L172 32H176V35H179V40H181V41H179L178 40V38H175V37H173V39L175 38V40L177 41L178 40V45L175 43L176 41L175 40H173V42L174 43H172L171 45L173 46V45H175L176 44V46H178V47H176V46H173V47H176L177 48V51H176V49L174 48V55L175 56H179V53H177L178 51H181V49L180 48H184V45L182 46V43L184 42V40L187 42L186 43V47L184 48V49H186V51H187V53H188V55H186V57H188V59H185L186 60V62H187V64L186 65H188L189 64V62H190V60L189 59H192L191 57H193L192 56V54H194L195 56L193 57V58H197V60H198V62L200 61V62H202V60H203V64L201 63V64H199V65H203L204 67V69H207L209 66H213V64L211 65V63H213V61H216V63L217 62H219V64L221 65L222 64V68H223V65L225 66L223 69H225V68H227V70L228 69H230V70H232L234 73H231V71H230V73L229 74H235L234 75V77H236L235 78V80H234V78H233V75H232V77L231 78H229V80H230V83L228 82V81H226V83L227 84H225V82L224 81H221L220 79H218V82H221L220 84H222L223 82H224V84H222V86L223 85H227V89L225 88V86L223 87V88H220L221 87V85L219 84V85H217L216 83H218V82H216V83H212V85L211 86H213L214 85V87L215 86H220L219 87V89H223V91H225V92H227V93H230V92H232L233 90H232V83H233V85L235 86V88H237V86H238V84H240V82L243 80V81H247L246 80V77L249 79V78H251V79H255L257 82H258V84H259V87L257 88V89H261L262 91H260L259 92V90H258V93H261V92H263V88H261V86L262 85H264V83H262V81L264 82V65L261 63V62H258V59L257 60H255L256 59V57H252V58H249L248 57V55H249V53L250 52H252V51H254V50H256L257 48H258V46L260 47L261 45H262V47L261 48H263V50H264V45H263V41H264V35H262L263 33H264V25L263 26H260V23L261 22H263V24H264V21H261V20H264V4H263V1L262 0H238L237 1V3H235L234 2ZM240 1H241V3H242V5L244 6V3H245V6L243 7V6H241V7H243V8H246V10L248 11V16H247V14H246V16H245V12L246 11H244L243 9H241V7H240ZM136 2V3H135ZM208 2V4H206ZM223 2V3H222ZM226 2L229 4H227L230 8H231V3L232 4H234V6L232 7V8H234L235 7V11L237 12V8H238V14L236 13V12H233L231 9H230V11L229 12H233L232 14L234 15L233 17L231 16L232 14H230V16L228 17V19H227V21H226V19H224L225 20V22H226V24H227V29H229V30H226V28L225 27H223V28H225V30H226V32L228 31V35H226V38H223L221 35H222V33H221V30L219 31V29H223L221 26L223 25V17H225V16H223V14L224 13H226L225 11H227V9H229L228 7H226V9H224V8H222L223 7V5L224 4H226ZM250 2V4H248ZM146 3H147V1H146ZM222 3V4H221ZM131 4V5H130ZM135 4V5H134ZM141 4V5H140ZM201 4H203L202 6H201ZM237 4V6H238V4H239V7H237V6H235ZM250 5V6H249ZM126 6V7H125ZM258 6V7H257ZM128 7H132V8H130L131 10H133V11H131V10H129L128 9ZM199 7H200V9H199ZM219 7H220V9L222 10L221 12H220V14H219V17H218V13H219V11H218V9H219ZM251 7V8H250ZM124 8H126L127 9V11L125 12L124 10H126V9H124ZM195 8V9H194ZM193 9H194V11H196V13L194 12L193 13ZM215 9V10H214ZM253 9V10H252ZM170 9H168V11H169ZM174 10L172 9V11H173V13L172 14H174ZM251 10V11H250ZM255 10V11H254ZM167 11V13H171V12H168ZM198 11H199V15H200V17L198 16ZM241 11H244V13H242ZM130 12H131V14H130ZM146 12V13H147ZM163 12H165V11H163ZM191 12V13H190ZM218 12V13H217ZM241 12V13H240ZM253 12H254V14H253ZM127 13V15H125ZM166 13V12H165ZM166 13V14H167ZM236 13V14H235ZM148 14V13H147ZM165 14V15H166ZM208 14V15H207ZM240 14L243 16L244 15V17H248L249 19H247V20H249V26H250V28L248 29V30H250V32H248L247 31V29L246 28H248L247 26H248V24H247V22L244 24V22H243V25H242V23H240V20L241 19H239L240 17L242 18V16H240ZM253 14V15H252ZM129 15V16H128ZM131 15H133L132 17H131ZM151 15V16H150ZM170 15V14H169ZM168 15V16H169ZM175 15V14H174ZM195 15H197V17H199L200 18V23H199V21L197 20L198 18L197 17H195ZM216 15H217V17H216ZM224 15H226V18H227V14H224ZM229 15V14H228ZM235 15H238V16H236V17H239L238 19H234V17H235ZM137 18H136V17ZM161 16H164V14L163 15H161ZM263 16V17H262ZM157 17V16H156ZM156 17H154V18H156ZM171 17V16H170ZM192 17H193V19H192ZM205 17V18H204ZM235 17V18H236ZM253 17H255V18H253ZM164 18V17H163ZM167 18H169V17H167ZM178 18V19H177ZM197 18V19H196ZM217 18V19H216ZM129 19V20H128ZM152 19H153V17H152ZM171 19H172V17H171ZM211 19V20H210ZM230 19H232V20H230ZM233 19L235 20V21H238V23L237 22H234L233 21ZM243 19V18H242ZM254 19H256V21H258V22H256ZM128 20V21H127ZM143 20V21H142ZM147 20V21H146ZM163 20V19H162ZM170 19H168V21H169ZM202 20H204V21H202ZM214 20H216V21H214ZM246 20V19H245ZM127 21V22H126ZM140 21V22H139ZM167 21V22H168ZM172 21V20H171ZM229 21H231L230 23H229ZM232 21H233V23H232ZM242 21V20H241ZM261 21V22H260ZM163 22V21H162ZM165 22H166V20H165ZM166 22V24H169V23H167ZM197 22V23H196ZM219 24H218V23ZM224 22V23H225ZM146 25H145V24ZM201 23H203V24H201ZM216 25H215V24ZM234 23H236V24H238L239 26H244L243 28H244V30H243V28L240 30V28L239 27H236L235 26V28L233 29V27H234ZM143 26H142V25ZM178 24V25H177ZM198 24V25H197ZM231 24H233L232 25V27L230 26ZM241 24V25H240ZM247 24V25H246ZM254 24H255V26H254ZM262 24V23H261ZM131 25V26H130ZM139 25V26H138ZM160 25V24H159ZM162 25V24H161ZM160 25V26H161ZM169 25V26H170ZM217 26V27H215V26ZM223 25V26H224ZM146 26V27H145ZM153 26V27H152ZM169 26H167L166 28L168 29V27ZM179 26L180 28H177V27ZM201 26V27H200ZM207 29V31H206V29L204 28V27ZM210 26H214V27H211V28H215V30H213V31H210L211 29L209 28ZM117 27H118V25H117ZM137 27L139 28V30L137 29ZM158 27V26H157ZM196 27V28H195ZM231 29H230V28ZM246 27V28H245ZM135 28V29H134ZM150 28L151 29H153V28H155V29H157L156 31L153 29V30H150ZM174 28H177V29H174ZM200 28V29H199ZM208 28H209V30H208ZM130 29V30H129ZM134 29V30H133ZM141 29V30H140ZM149 29V30H148ZM170 29H172V28H170ZM120 30V29H119ZM175 30V31H174ZM179 30H181V31H179ZM201 30V31H200ZM205 30V31H204ZM225 30L224 31H222V32H224V34L226 33L225 32ZM234 30H239V31H237L238 33H242V31H243V35H244V37H242V35L240 36V38L242 37V40L244 39L245 40V36L246 37H248V38H246V40L248 41V42H252V40H254V37H255V41H253L254 43L256 42V40H258L259 39V42L262 40V42H260V43H255V44H257L258 46H257V48L255 49H253V46L250 48H248L247 49V47H246V49H244L243 47V44H241V39L238 37V34L236 33V34H234V32H236V31H234ZM255 30V31H254ZM260 30V31H259ZM139 31V32H138ZM140 31H142L143 33H140ZM179 33H178V32ZM209 31V32H208ZM245 31H247V32H245ZM251 31L253 32V36H252V33H251ZM129 32V34H131V35H127L126 36V34ZM134 32V33H133ZM146 32H149V34L147 35L146 34ZM153 32V33H152ZM181 32H183V33H181ZM206 32V33H205ZM218 32H219V35L221 36V37H219V35L217 36L216 34H218ZM245 32V33H244ZM261 32H263L262 34H261ZM147 35V36H145V34ZM150 33H152L151 35H150ZM174 33H173V35H174ZM180 33H181V35H180ZM215 33V34H214ZM221 33V34H220ZM248 33H250L251 35H249V36H251V37H253V38H250L249 36H247L248 35ZM58 34V33H57ZM132 34H134V35H132ZM139 34L141 35L140 37H139ZM223 34V35H224ZM227 34V33H226ZM232 34V35H231ZM143 35V36H142ZM186 35V36H185ZM229 35H231V37H233L234 38V40H233V42L231 41L230 43H228V41H225V40H227V39H229V38H231ZM259 35V36H258ZM58 35H56V37H57ZM130 38H129V37ZM132 36V37H131ZM135 36V38H133ZM153 36H154V38H153ZM215 36L216 37H219V38H217V41H215ZM228 36H229V38H228ZM257 36H258V38H257ZM143 38V40H142V38ZM178 37V36H177ZM187 37V38H186ZM205 37V38H204ZM213 39H212V38ZM224 37H225V35H224ZM237 37H238V39L240 40L239 42H238V39H237ZM138 38V39H137ZM184 38H186V39H184ZM190 38V39H189ZM223 38V39H222ZM140 39H141V41H140ZM221 39H222V42L224 43V42H226V46H228V48H229V46L231 47L230 48V50L229 49H227V48H224L225 47V45H221ZM249 39H250V41H249ZM252 39V40H251ZM130 40L132 41V42H130ZM153 40V41H152ZM194 40V41H193ZM200 40V41H199ZM207 40V41H206ZM237 40V41H236ZM142 41H146V42H142ZM148 41V42H147ZM150 41V42H149ZM191 41V42H190ZM193 41V42H192ZM235 41H236V43H235ZM138 44H136V43ZM142 42V43H141ZM210 42H211V44H210ZM215 42V43H214ZM247 42V46H249V43ZM134 43V44H133ZM212 43H214V44H212ZM218 43V44H217ZM228 43V44H227ZM243 43H245V41H243ZM189 44V45H188ZM239 44L240 45H242L243 47H240L239 46ZM246 44V43H245ZM251 44V43H250ZM254 44V45H255ZM140 45V46H139ZM152 45V46H151ZM188 45V46H187ZM210 45V46H209ZM217 45V46H216ZM251 45H253V44H251ZM250 45V46H251ZM136 46V47H135ZM182 46V47H181ZM236 46H239V48H243L244 49V51H249L248 52V54H245V55H247V56H243V58L244 57H248L249 59H252V60H254V61H252L253 63L255 62V61H257L256 63H261L262 65H260V66H262V67H259V69L257 68L256 69V67H258L259 65H257V66H254L253 67V64H252V62L250 61V63L249 64H252V66H250V68L248 67L249 66V64L248 63H246V65H247V67L245 66V60H246V58L245 59H241L240 58V56H239V58H237V57H235L236 55H235V53L236 52H238V53H240L239 52V50H241V49H239L238 48V51H235V50H237V48H236ZM135 47V48H134ZM188 47H189V49H188ZM218 47V48H217ZM221 47V48H220ZM232 47H234L233 49H232ZM137 48V49H136ZM141 48V49H140ZM146 48V49H145ZM154 48V47H153ZM182 48V49H183ZM190 48H192L191 50H190ZM198 48V49H197ZM208 48V49H207ZM85 49H86V51L88 52L89 51V45L88 46H84V48H83V51H85ZM143 49V50H142ZM173 49V48H172ZM189 51H188V50ZM195 49V50H194ZM242 49V50H243ZM54 50V51H53ZM53 50H50L47 54H44L43 55V57L41 58V61H37L36 63H34L33 64V66L31 65V67L27 70L28 71V73H32V72H35L36 70L37 71H41V72H53V70H55V69H57L58 67H60L64 62H66V58H68L69 59V57L70 56H73L74 55V53H75V51H76V49L75 48H72V47H70V46H64V47H61V48H54ZM60 50V51H59ZM62 50V51H61ZM207 50V51H206ZM209 50V51H208ZM234 51L233 53H234V55H232L233 53H232V51ZM262 49H260L259 48V51H258V49H257V51H255V53L256 52H261L262 53V51H261ZM67 51H68V53H67ZM130 51V52H129ZM138 51V52H137ZM150 51V52H149ZM184 50H182V52H183ZM185 51V52H186ZM190 51L191 52H193V53H191L190 54ZM198 51V53L197 54H195L196 52ZM204 51V52H203ZM211 51V52H210ZM62 52H63V54H62ZM74 52V53H73ZM142 52H143V54H142ZM153 52V53H152ZM156 52V51H155ZM184 52V53H185ZM203 52V53H202ZM231 52V53H230ZM243 52V51H242ZM60 53V54H59ZM150 53V54H149ZM176 53V54H175ZM202 54L201 56H203L202 58H201V56L198 58V54ZM227 53V54H226ZM237 53V54H238ZM245 53V52H244ZM244 53H240V54H244ZM254 52H253V55L254 56H256V54H255ZM54 54V55H53ZM62 54V55H61ZM152 57V59L150 58V56ZM152 54V55H151ZM199 54V55H200ZM204 54V55H203ZM226 54V55H225ZM252 54V53H251ZM69 55V56H68ZM141 55V56H140ZM205 55L207 56V58H205ZM67 56V57H66ZM136 56V57H135ZM145 56V57H144ZM147 56V57H146ZM157 56V55H156ZM208 56L209 57H211L212 59H213V61H211V60H209L210 58H208ZM52 57V58H51ZM55 57V58H54ZM142 57V58H141ZM185 57V56H184ZM62 58H63V60H62ZM70 58H72V57H70ZM201 58V59H200ZM241 59V61H239V60H237V59ZM247 58V59H248ZM52 59H55V61L54 60H52ZM141 59V60H140ZM204 59H205V61H206V63L207 64H205V61H204ZM206 59H208V61L206 60ZM44 60V61H43ZM51 60H52V62H51ZM243 60V61H242ZM146 61V62H145ZM193 61H195V60H193ZM211 61V62H210ZM237 61V62H236ZM261 61V60H260ZM44 62V63H43ZM210 62V64H208ZM249 62V61H248ZM41 63V64H40ZM53 66H52V65ZM146 65V67L147 66H149V65ZM207 65H209V66H207ZM215 65V64H214ZM219 65V66H220ZM42 66H43V68H42ZM63 66V65H62ZM151 66V65H150ZM217 66V65H216ZM41 69H40V68ZM44 67H46V69L44 68ZM54 67V68H53ZM254 68V69H252V68ZM37 68V69H36ZM53 68V70H51ZM211 68V67H210ZM210 68H208L209 70H210ZM212 68H215V67H212ZM220 68V67H219ZM219 68H215V69H219ZM263 70H262V69ZM43 69V70H42ZM45 69V70H44ZM50 69V70H49ZM199 70L198 71H202L201 73H199V74H202L203 76H201L202 78L205 76V75H207V74H209V72L208 71H203V69L202 68H198ZM201 69V70H200ZM214 69V70H215ZM252 71H251V70ZM260 70V71H256V70ZM32 70V71H31ZM34 70V71H33ZM48 70V71H47ZM213 70V71H214ZM220 70H222L221 68H220ZM152 72L154 71V66L152 65V70H151ZM226 71V70H225ZM228 71V72H229ZM207 72V74H203V73H206ZM222 72H223V70H222ZM242 72V73H241ZM210 73H212V70H211V72ZM214 73V72H213ZM213 73L212 74H209V77L207 78V76H205L204 77V80H205V83H207L206 81H207V79H208V81H209V79H211L207 84H205L206 86H208V84L210 85L211 84V81L213 82V79H212V77L214 78V77H216L217 75H218V71H217V75L215 76V74H216V72H215V74H214V76H212L213 75ZM220 73V72H219ZM224 73H227V71L226 72H224ZM249 73V74H248ZM153 74H155V73H153ZM220 74H222V73H220ZM238 74V75H237ZM244 74V75H243ZM210 75L212 76V77H210ZM227 76H229L228 74H226ZM225 75V76H226ZM242 75H243V78H245V80L242 78ZM1 77H0V89L2 88V87H4V86H7L9 83H18L19 81L20 82H22V80H23V74H3V75H0ZM5 76V77H4ZM7 76V77H6ZM18 76H22V78L21 77H19L18 78ZM153 76H155V75H153ZM219 76V75H218ZM217 76V77H218ZM222 75H220L219 76V78L221 77ZM227 76H226V79H227ZM256 76V77H255ZM262 76V77H261ZM216 77V78H217ZM201 78V79H202ZM207 78V79H206ZM241 78H242V80H241ZM256 78H258V80L256 79ZM15 79V80H14ZM16 79H18V80H16ZM221 79H222V77H221ZM226 79H224V76H223V80H226ZM262 79V80H261ZM8 80V81H7ZM13 80V81H12ZM228 80V79H227ZM233 80H234V82H233ZM240 80V81H239ZM11 81V82H10ZM15 81H17V82H15ZM215 81H217L216 79H215ZM214 81V82H215ZM252 81V80H251ZM254 82V80H253V82H254V84L255 83H257V82ZM19 82V83H20ZM232 82V83H231ZM253 82H251V83H253ZM262 84H261V83ZM7 83V84H6ZM235 83V84H234ZM242 84H243V82H241ZM247 83V82H246ZM251 83H250V80H249V84L251 85ZM249 84H246L247 85V87L249 86ZM258 84H255V85H258ZM260 84H261V86H260ZM228 85H230V86H228ZM245 85V84H244ZM210 86V87H211ZM228 87H231L230 89L232 90V91H228ZM252 87V86H251ZM251 87H248V88H251ZM206 88V87H205ZM207 88H209V87H207ZM216 88V87H215ZM218 88V87H217ZM224 88L226 89V90H224ZM239 88H240V86H238V90H234L233 92H239ZM253 88H255V87H253ZM253 88H251V89H253ZM211 89H212V87H211ZM250 89V90H251ZM206 90V89H205ZM209 90H210V88H209ZM206 91H208V90H206ZM215 90H213V92H214ZM252 91H254V89L252 90ZM211 92H212V90H211ZM232 92V93H233ZM250 92V91H249ZM255 92H257V90L255 89ZM161 93V94H160ZM160 93H157L154 97L156 98V104L157 105H159L160 107H158L157 106V112L158 113H156V111H154V107H155V103H154V100H153V103H154V107H153V109H151V110H153V111H151V112H155L156 114H159V116L158 115H154V113H150L149 115L151 116L152 114H153V116H155L156 118L155 119H157L158 120V124L159 125H161V124H163V125H161V126H158V124L157 123H155L156 124V129H153L152 128V126H154L155 127V124L154 125H150V126H148L147 128L149 129V131L147 132V131H145V132H142L141 130H140V128H141V123L139 124L138 123V126H137V124L134 122V121H132V118L130 119V116L131 115H129V116H127V114H126V112H128V114L130 113V110H128V111H126L128 108H126V107H123V106H119V110L117 111L118 112V114H119V116L125 121V122H128L129 120H131V123L129 124L130 125V127L132 128V130L134 131V130H138L139 132L138 133H140L138 136V139L140 140L139 142H140V144H139V146L138 147H140V146H142V150L140 151L139 150V152H137L136 153V150L138 149V148H133L134 149V151H133V149L131 150V152H129V153H127V154H125L126 155V157L127 158H125V157H123V161H125V162H117L116 163V161H117V156H116V154H115V152H113V151H111V150H109V156L110 155H112V152H113V155H112V158L111 157H109V162L105 165V166H99V167H95V169H93L92 168V170H91V168H90V170H89V168H87L85 171V173L83 174V175H86V177L85 176H83V175H81V176H79V178H78V180L79 179H81V177H82V179L84 178V180L85 181H87L86 182V184H89V185H91L94 181H96V179L95 178H93L92 176H91V178H92V180L93 181H90L91 179H90V177H88L87 175H93L94 173H96L97 171H98V173L100 172V175H104V178L106 177V175H107V173L109 174L110 172H111V174H109V178H108V180L109 181H107V177H106V182H108V183H106V182H97L96 184L98 185V187L95 185V188L97 187V188H99L98 189V191L101 189V187L102 186H104L103 184H106L105 185V187L103 188V191H102V189H101V191H102V193L99 191V192H97L94 188V190H95V195H94V197H95V200H96V196H97V204H96V207H95V211H94V214H93V218H90V222L88 221V222H86V223H88V224H85L84 226H75V228H72V229H60V227H55V226H52L51 227V225H49V224H42V223H34V222H32L31 220L34 218V211H36V209L39 207V205H41L40 203H42L43 202V195H44V176L45 175H47L49 172H51V171H53L54 170V168H55V164L56 163H59L60 162V158L62 157V150H60L58 153H60V154H58V153H56V154H58V155H53V156H49V160H47V162H46V164H44L43 165V168L40 170V171H38L35 175L37 176L36 178H32L29 182V186L27 185H25L26 186V190L25 189H23V190H21V191H19V193H21V194H19V196H20V198L18 197V195H17V197L16 198H10L12 201H10V199H7V201L6 200H4V199H2V198H0V199H2L1 200V203H0V264H264V235H263V233H264V227H262V226H264V217H263V215H262V217L263 218H260V216H258V217H256V215H258V214H256L257 212L258 213H260V212H262L263 213V211H264V202H262L263 200L262 199H259L260 197H262L263 196V198H264V193H261L262 191H264V177H263V175H264V173H263V175H262V179H260V181H259V179H258V177H259V175H261V174H256V172L258 171V170H256V163H259L260 164V162H263V163H261V164H263L264 165V155H262L263 154V150H264V145H263V143L264 142H262V149L261 148H259L258 146H259V144H258V146H256V142L254 141V143H253V140H257L258 139V137L256 138V132H257V136L258 135H261L262 134V132L264 133V131H262V130H264V125H260L259 126V123H261V124H263V122H262V120L260 119V121L258 122V125L256 124V122H254V121H252L253 122V124H252V122H250L249 124H248V126L249 125H255L254 127H253V129L250 131L249 129H250V127H248L247 128V130H245V128H244V130L245 131H247V132H242L243 130L241 129L240 130V133H237V131L235 130V128H233L234 130H233V134L235 135L236 133L237 134H239V136L238 137H236V138H238V139H236L237 141H234L233 140V142H230L231 144H232V148H230L231 147V144H229V141H231L232 140V138H234V135H233V137H231L232 135L230 134V136L229 137H231V138H228V137H226V138H228V139H231V140H228V143L226 142L227 140L224 138V140H225V143H223L222 142V140L220 139V141L222 142H220L219 144L220 145H223V148H227L228 147V151H226V149H224L226 152H225V154L227 155V154H229V159H231L230 161L228 160V162H226V163H228V164H224V163H221V164H224L226 167H223L221 164H219L218 163V165H213V163H212V166L213 167H211V166H209V167H211V168H215L216 167V169H215V171L213 172V173H215L216 175V177H214V175L212 174V176H209V178L210 177H212V179L210 180V183L214 180L215 181V183H211V185H210V183H208V182H204V184L206 183H208L209 185H210V188H211V186H212V184H216V185H214L212 188H213V190L211 189H209L208 188V184H207V189H209V190H207L206 188V191H207V193L206 194H208L207 195V197L209 196V198H206V200L208 201L207 203L205 202V205L203 204L204 203V201H202L200 204V209H198L197 210V212H196V214H195V219L193 218V220H195L196 221V223H193V224H195L196 226H193V224H191L190 226L192 227V229L195 231V232H193V233H189V234H185L186 235V238H184L185 240L187 239V237L189 238V241L188 240H186L185 241V243H184V241H183V238H179L178 240H179V242L178 241H173V242H175V244L173 243V242H171L170 243V240H169V238H166L165 239V237H166V235H167V237H169L170 236V232H169V230H168V233H167V231H166V227L168 226V224H167V222H166V220L165 219H167L166 217H164L166 214H167V208L169 207V205H168V202H165V203H163L162 205H161V208L159 209L160 211H158L157 213H156V215L155 214H153L152 216H149V217H151V220L150 219H148L149 217H147V219L145 218V219H143L144 221H146L148 224H149V226H148V229H150L149 227H151V229L150 230H148V232H145V231H147V226L145 227V224H147L146 222H141L140 220H142L140 217H139V215L138 214H136V209L134 208V209H132V212L130 213V215H128V213H127V211L126 210H123V208L122 207H124V206H122V204L124 205V202H126V201H128L127 199H131L132 201H133V199H132V192H130V188H131V186H133V185H131L132 183H135V181H138L139 182V184L141 183V185H142V183H144V182H142V181H144V179L143 178H152L151 180H156V178L158 177L157 175H159V174H154L155 173V171L157 170V169H160L162 166H164L162 169L164 170V169H166V165L168 164H170L169 165V167L171 168L169 171H167V169H166V171L167 172H176L175 170L176 169H184V167L183 166H185L184 164V162H187V158H188V156H191V154L193 155V156H195L197 153H196V149H197V151H198V148H196L195 149V146H198L199 148H200V146L201 147H204L205 145H204V143H205V140H207V142L209 141V143L208 144H212L211 142H213V138L215 137V128H216V126L217 125H215L214 123V125L210 122V125H209V128L208 129H206L205 127V125H202L201 124V122L199 121V120H201L199 117H196L197 115H198V111L196 110V108L194 107V109H195V112H187V111H185V109L183 108V107H185V108H188V109H186V110H189V109H191L192 107L191 106H189L190 105V103H188V101H187V98L186 97H184L183 95H181V97L179 98V100H176L174 97H172L171 96V92H169L170 94L169 95H167L166 93L167 92H160ZM208 93H210V92H208ZM119 94V95H118ZM206 94V93H205ZM263 94H264V92H263ZM208 95V94H207ZM210 95H212L211 93L209 94V96ZM119 96H121V94L120 93H116L115 94V96H114V98H113V103H115V104H120V101H118V98L120 99L121 97H119ZM123 96V95H122ZM159 96V97H158ZM173 98L172 99V101L173 102H175V100H176V102L175 103H173L172 101H171V97ZM166 97V98H165ZM169 98V99H168ZM163 99V100H162ZM161 100V101H160ZM170 100V101H169ZM181 100H183V101H181ZM167 101V102H166ZM179 101V102H178ZM158 102V103H157ZM165 103H168L169 104V106H168V108H167V106H165ZM170 103H171V105H170ZM173 103V104H172ZM179 103H183L181 106H183L181 109H184V112L182 111L181 112V114L179 113H177V112H179L181 109H179L180 108V105H178ZM258 104V103H257ZM262 104V103H261ZM162 105V106H161ZM173 105V106H172ZM176 105V106H175ZM260 105V104H259ZM252 106V104H249V107H251ZM178 107V108H177ZM253 107V106H252ZM260 109L261 108H263L264 107V105H262V107L261 106H258ZM173 108H175V110L177 111H175V110H173ZM254 108V111L253 112H259L260 110H258L257 108L255 109V107H253ZM116 109V108H115ZM252 109V108H251ZM251 109H249V110H251ZM264 109V108H263ZM262 109V111H260V112H262V113H264V110ZM162 110V111H161ZM164 110V111H163ZM179 110V111H178ZM191 110H193V109H191ZM191 110H189V111H191ZM255 110H258V111H255ZM126 111V112H125ZM252 111V110H251ZM164 113V114H163ZM168 113V114H167ZM174 113V114H173ZM192 113V114H191ZM132 114V113H131ZM160 114H161V118H162V121H160ZM183 114V115H182ZM188 114V115H187ZM191 114V115H190ZM195 114V115H194ZM200 114V113H199ZM149 115L147 116V122L148 123H150V118H149ZM168 115V116H167ZM175 115V116H174ZM185 115V116H184ZM158 116V117H157ZM179 118H178V117ZM193 116V117H192ZM259 116H264V115H261L260 113H259ZM170 117V118H169ZM188 117H191V118H188ZM194 117H196L198 120H197V122L199 121L200 122V124L202 125V126H199L200 124H197V126H195V123H196V121H194L195 123H193L194 125H193V130H191L190 128V130L191 131H195V130H197V129H195L194 127H196V128H198V126H199V128H198V131H195V133L197 134L198 132H199V134L197 135V137H195V135L193 136L191 133H193V132H191L190 134H184V129H186V128H188V126H190L189 124H188V126L186 127V128H184V129H182V130H180V128H178V127H176L177 126V124L178 123H181L180 121H183L181 124H183L184 123V121H185V124L187 123V122H193V121H186V119H192L193 120V118ZM201 117H203V116H201ZM260 118V117H259ZM264 118V117H263ZM153 120H155L154 118H152ZM166 119V120H165ZM195 119V118H194ZM250 119V118H249ZM153 120L151 121V123L153 122ZM177 120V121H176ZM196 120V119H195ZM222 120L223 119H221V122H222ZM259 120V119H258ZM173 121H175V122H173ZM250 121V120H249ZM135 123V124H134ZM154 123V122H153ZM161 123V124H160ZM170 123V124H169ZM172 123V124H171ZM203 123V122H202ZM207 123V122H206ZM205 123V124H206ZM208 123H209V121H208ZM180 124V125H181ZM185 124H184V126H185ZM192 124V123H191ZM204 124V123H203ZM149 125V124H148ZM180 125H178L179 127H180ZM187 125V124H186ZM206 125H208V124H206ZM212 125V126H211ZM140 126V127H139ZM144 126V125H143ZM184 126H182V127H184ZM192 126V125H191ZM190 126V127H191ZM205 126V127H204ZM211 126V127H210ZM158 127V128H157ZM215 127V128H214ZM152 128V129H151ZM160 128V129H159ZM170 128H173V130H171ZM176 128H178V130L176 131ZM262 130H261V129ZM195 129V130H194ZM257 129V130H256ZM150 130H153L154 132H152V131H150ZM173 132V134L171 135V136H173L175 133H174V131L175 132H178L179 130L180 131H182L183 132V136H178L179 138H178V140L179 139H181V138H183V139H188L189 138V140L188 141H190V139L191 140H193L192 138H195L193 141H190V142H187L186 144H184V143H182V144H179V141L177 142L176 141V137L177 136H175V137H171V138H175L174 139V142L172 141V140H168V142H167V144H166V140H164V138H162L164 135H166V133L168 132V134L171 132V131ZM203 130H205V131H203ZM256 130V131H255ZM166 133H165V132ZM180 131H179V133H180ZM147 132V135H148V133L150 132V134H152L150 137H149V139H148V136H146L144 133H146ZM171 132V133H172ZM239 132V131H238ZM161 133H163V134H161ZM170 133V134H171ZM185 133H186V131H185ZM187 133H189L188 132V129H187ZM255 133V134H254ZM93 135H94V133H92ZM90 135V136H93V135ZM163 135L162 137H161V135ZM206 134V136H204V135ZM236 134V135H237ZM249 134V135H248ZM180 135V134H179ZM181 135H182V133H181ZM184 135H186L185 137H184ZM209 135H211V137L209 136ZM214 135V136H213ZM255 137H254V136ZM77 135H73V137H74V139H76L75 137H76ZM90 136H88L87 138H89ZM261 136H263V134L261 135ZM260 136V137H261ZM147 137V138H146ZM158 137V138H157ZM165 137H170V135L169 136H165ZM191 137V138H190ZM204 137V138H203ZM264 137V136H263ZM262 137V138H263ZM86 138V139H87ZM93 138H94V136H93ZM93 138H89V139H87V140H90V141H88V142H84L83 143V146H84V144H85V146H84V148L85 147H87V150L90 152V149H88V148H91V139H93ZM222 138V137H221ZM241 138V139H240ZM253 138V139H252ZM161 139H163V142H165V144L163 145V146H160V148L162 149V147H166V145H171V147L174 145V146H176L175 148L173 147V149L172 148H165L166 149V151H165V153H162V152H164L163 150H161L160 148H157L159 145H158V143H159V141L161 140ZM167 139V138H166ZM264 139V138H263ZM262 139V140H263ZM86 140V141H87ZM156 140H158L157 141V143H156ZM219 140V139H218ZM247 140H249V141H247ZM171 141V142H170ZM181 142H182V140H180ZM184 141V140H183ZM185 141H187V140H185ZM211 141V142H210ZM215 141V140H214ZM90 142V143H89ZM173 142V143H172ZM176 142V144H174ZM180 142V143H181ZM219 142V141H218ZM217 142V143H218ZM253 143L252 145H254L253 147V149H252V147L251 146H249L250 144L249 143ZM86 143H87V145H88V143L89 144H91V145H88V146H86ZM149 143V144H148ZM160 143H161V141H160ZM159 143V144H160ZM169 143V144H168ZM172 143V144H171ZM195 143V144H194ZM236 145H235V144ZM196 144H198V145H196ZM218 144V145H219ZM169 145V146H170ZM180 145V146H179ZM191 145H192V147H191ZM233 145H235L234 147H233ZM90 146V147H89ZM154 146L156 147V148H154ZM206 146H207V144H206ZM227 146V147H226ZM141 148V147H140ZM139 148V149H140ZM153 148L154 149H156V154H158V155H154L155 153H154V150H153ZM136 149V150H135ZM158 149V150H157ZM161 150V154H160V150ZM202 149V148H201ZM245 149V150H244ZM248 151H247V150ZM251 149V152H253L255 155H258L259 157L258 158H256V156L253 154H251V152L249 151ZM84 150H86V148L84 149ZM86 150V151H87ZM202 150H204V148L202 149ZM260 150H262V151H260ZM86 151H84V154H85V152ZM87 151V152H88ZM138 151V150H137ZM148 151V152H147ZM158 151V152H157ZM190 151H193L192 153H190V155L188 154V152ZM200 151V150H199ZM204 151H206V150H204ZM244 151H247L248 152V154H249V156H248V154L247 153H245ZM86 152V157H88V156H90V154H89V152L87 153ZM207 153L208 152H210L209 150L208 151H206ZM231 152V153H230ZM232 152H234V154H232ZM196 153V154H195ZM205 154V152H204V154L205 155H202V153L200 154V156L202 157V159L204 158H206V156L207 155H209V154ZM89 154V155H88ZM131 154H133L134 156H136L135 158L133 157L132 158V156L133 155H131ZM210 154H212L211 152H210ZM218 154V153H217ZM224 154V153H223ZM230 154H232V155H235L234 157L235 158H230ZM138 155H140L139 156V158H138ZM161 155V156H160ZM164 155V156H163ZM167 155H168V157H167ZM170 155V156H169ZM215 154H213V156H214ZM243 155V156H242ZM262 155V156H261ZM177 156V157H176ZM183 156H185V158L183 157ZM193 156H192V159H193ZM199 157L200 158V156L199 155H196V157ZM212 157V155H209V157ZM216 156V155H215ZM218 156H221V154L219 153L218 154ZM225 156V155H224ZM250 156H251V158H250ZM59 157V158H58ZM115 157V158H114ZM128 157H129V159H130V157H131V160H130V163H128L129 161V159H128ZM166 157V158H165ZM208 156H207V159L209 158ZM211 157H210V159H211ZM226 157V156H225ZM225 157H223V159H225ZM232 157V156H231ZM171 158V159H170ZM216 158H217V156H216ZM218 158H220V157H218ZM227 158H228V155H227ZM247 158V159H246ZM263 158V159H262ZM51 159H54L53 161L51 160ZM57 159V160H56ZM177 159H179L178 161H179V164L178 165H181L180 166V168H178V166L176 167V169L174 170V169H172V168H174V164H175V161L177 160ZM186 159V160H185ZM189 159V158H188ZM195 159V158H194ZM198 159V158H197ZM203 159V160H204ZM212 159H215L214 157H212ZM254 160V162H253V160ZM133 160H134V163H136V165H134V163H133V165H134V168H133V166L131 167V165H132V162H133ZM141 160V161H140ZM150 160H152V161H154V162H152V164H150ZM241 160V162L240 163H238V161H240ZM50 161H52V162H50ZM54 161L56 162V163H54ZM113 161V162H112ZM132 161V162H131ZM156 161V162H155ZM161 161V162H160ZM188 161H191V157H190V160H188ZM193 161V164H195V165H198L197 163H195V162H198V161H200V160H198V161H194V160H192ZM224 161H226V159L224 160ZM223 161V162H224ZM234 161H236L235 163H234ZM116 163V166H115V168L118 166L119 167V165L118 164H120V163H128V164H131V165H128V164H126V166L124 167L125 169H127V168H129L128 169V172H129V174L128 175H126V170L124 169V168H122L123 167V165H122V167L120 166V168H119V172H117V171H115L113 168H114V165H115V163ZM141 162V163H140ZM204 162V161H203ZM203 162H199V163H203ZM246 163V165H244L245 163ZM53 163V164H52ZM189 163V162H188ZM251 163H254L253 165H251ZM52 164V165H51ZM111 164H113L112 166H111ZM209 165H210V163H208ZM208 164H207V166H208ZM215 164V163H214ZM232 164H234L233 166H232ZM259 165L260 167L262 166L263 167V169H264V166L263 165ZM50 165L52 166V167H50ZM55 165V166H54ZM125 165V164H124ZM173 165V166H172ZM176 165V164H175ZM183 165V166H182ZM188 165H190L191 166V162H190V164H188ZM200 165V164H199ZM204 167V169H205V164H202ZM108 166H109V168L110 167H112L110 170L109 169H107L108 168ZM187 166V165H186ZM185 166V167H186ZM190 166H188L189 167V170H191V168H190ZM192 166H194V165H192ZM191 166V167H192ZM221 166V167H220ZM258 166V165H257ZM54 167V168H53ZM127 167V168H126ZM160 167V168H159ZM200 167V166H199ZM209 167H208V169H209ZM218 167H219V169H218ZM246 167V168H245ZM248 167V168H247ZM253 167V169L252 170H254V173H255V175L257 176H254L255 177V179H258V180H256V181H258V182H256L257 184H259V186H258V188H256V186L252 183V185L251 184H249V185H247V183H249L250 181L251 182H254V181H252L253 179H254V177L251 175L253 172L251 171V168ZM260 167H258V168H260ZM261 167V168H262ZM49 168V169H48ZM106 169L107 171H105V172H101L102 170L101 169ZM122 168V169H121ZM152 168H153V171H152ZM157 168V169H156ZM194 168V167H193ZM198 167H196V172H197V175L198 174H200L199 172L200 171H198L200 168H198ZM225 168V169H224ZM240 168H242V169H240ZM260 168V169H261ZM98 169V170H97ZM169 169V168H168ZM187 169V168H186ZM201 169H202V167H201ZM204 169H202V171L204 170ZM207 169V168H206ZM206 169H205V171H206ZM251 171L252 173H250V174H247V177H249L250 175V178H247V182L245 183L244 182V180L246 181V178L243 180V184H242V186L240 185L241 183H242V178L240 177V176H242L243 175V173L245 174V172L247 171ZM259 169V173H262L261 171H263L264 172V170L262 169V170H260ZM87 170H89V171H87ZM95 170V172H93ZM101 170V171H100ZM112 170V171H111ZM161 170V169H160ZM160 170H158V171H160ZM163 170H161L160 171V173L163 171ZM188 170V169H187ZM188 170V171H189ZM218 170H220L219 172H218ZM236 170V171H235ZM115 173H114V172ZM124 172V173H122L121 175L119 174V173H121V172ZM151 171V172H150ZM178 171V170H177ZM179 171H181L182 172V170H179ZM178 171V172H179ZM186 171V170H185ZM194 171H195V169H194ZM211 171V170H210ZM247 171V172H248ZM256 171V172H255ZM90 174H89V173ZM91 172H93V173H91ZM107 172V173H106ZM131 172V173H130ZM148 172V173H147ZM184 172V171H183ZM208 172V171H207ZM239 172H241V173H239ZM52 173V172H51ZM87 173V174H86ZM117 173V174H116ZM158 173V172H157ZM212 173V171L210 172V173H206L205 174V176L207 177V174H211ZM220 173V176H218V174ZM235 173H236V175H237V173H239L238 175H240L239 177H236V175H235ZM38 174V175H37ZM114 174H115V177H114ZM202 175L204 174V172H202L201 173ZM200 174V175H201ZM110 175H111V177H110ZM119 175V176H118ZM152 175V176H151ZM154 175V176H153ZM249 175V176H248ZM94 176V175H93ZM121 176V177H120ZM157 176V177H156ZM199 176V175H198ZM244 177L246 176V175H243ZM88 177V178H87ZM97 177V176H96ZM100 177H102V176H100ZM204 177V176H203ZM253 177V178H252ZM261 177V176H260ZM42 178V179H41ZM111 178V179H110ZM112 178H113V180L114 181H112ZM115 178V179H114ZM236 178V179H235ZM34 179V180H33ZM79 180L80 181V183L81 184H84L85 185V182L83 181V180ZM90 179V180H89ZM149 179V180H150ZM199 179H200V177H199ZM201 179H202V176H201ZM204 179H206L205 177H204ZM204 179H202V180H204ZM208 179V178H207ZM230 179V180H229ZM234 181H233V180ZM250 179V180H249ZM117 180H119V182L117 181ZM232 180V181H231ZM239 180H241V182L239 181ZM206 181H208V180H206ZM230 181V182H229ZM239 181V182H238ZM114 184H113V183ZM117 182V183H116ZM130 182V183H129ZM238 182V183H237ZM250 182V183H251ZM103 183V184H102ZM128 183H129V185H130V187H129V185H128ZM202 183V182H201ZM230 183L231 184H233L234 183V185H231V190H232V193H230V192H228V186L230 185ZM135 184H138V183H135ZM138 184V185H139ZM229 184V185H228ZM240 185V187H239V185ZM83 185V186H84ZM102 185V186H101ZM110 185V188L107 190V187ZM141 185H139L140 187H142ZM32 188H31V187ZM86 186V185H85ZM94 186V185H93ZM253 186V187H252ZM37 189H36V188ZM90 186H88V188H89ZM204 187V186H203ZM239 187V188H238ZM21 188H24V186H22ZM46 188V187H45ZM202 188V187H201ZM241 188H243V189H245L246 191H247V195H249V196H251L252 195V193L254 194V192H255V194L254 195H252V198H250V199H248V201H247V205L242 209V210H239V209H235V210H233L234 211V213L236 214V216H232L231 217V215H233V213L230 215V217L229 218H227L226 219V217L227 216H229V215H227L226 217H224L225 219L222 221L223 223H220L221 221H219V223H217V221L218 220H222L221 218H222V216H225V215H223V213H221L222 214V216L221 217H219V214L218 215H216L218 212L220 213V212H223V210L221 209V208H224V206H222V205H225L226 207L229 205V203H227V202H225V200L227 201V199H228V201L231 199V194H233V198H235L236 197V195H234V194H237V196L239 195V193H240V190H241ZM254 188H256L255 190H254ZM28 189V190H27ZM106 189V190H105ZM230 189V188H229ZM33 190H34V192L36 191V193L37 194H35L34 192H33ZM39 190V191H38ZM200 190H202V189H200ZM199 190V191H200ZM235 191V192H234ZM260 191V192H259ZM24 192V193H23ZM28 192V193H27ZM96 192H97V194H96ZM112 192V193H111ZM120 192V194L118 195V193ZM127 192V193H126ZM201 192H204V188H203V190L201 191ZM249 192H250V194H249ZM98 193H99V199H98ZM111 193V194H110ZM32 194V196H30ZM108 194V195H107ZM123 194V195H122ZM227 194V195H226ZM36 195V196H35ZM101 195V196H100ZM110 195V196H109ZM128 197H127V196ZM202 195H203V193H202ZM205 195V194H204ZM23 198H22V197ZM119 196H121V198L119 197ZM15 197V196H14ZM32 197V198H31ZM104 198V199H101V198ZM118 197V198H117ZM202 197V196H201ZM204 197H206V196H204ZM224 197L226 198L227 197V199H225L224 201H223V199H224ZM108 198V199H107ZM110 198V199H109ZM197 198H200L199 196H197ZM232 198V199H233ZM249 198V197H248ZM15 199H17V200H15ZM20 199V200H19ZM24 199V200H23ZM29 199V201H27ZM31 199V200H30ZM114 199V200H113ZM116 199H118V200H116ZM3 200L4 201H6V202H3ZM35 200V201H34ZM42 200V201H41ZM205 200V199H204ZM205 200V201H206ZM234 200V199H233ZM20 201V202H19ZM35 203H34V202ZM246 201V200H245ZM260 202V204H262L263 206H261L260 204H259V202ZM9 202H11L13 205H11ZM15 202H16V204H15ZM25 202V203H24ZM252 202V203H251ZM256 202H258V203H256ZM3 203V204H2ZM20 203V204H19ZM30 203V204H29ZM122 203V204H121ZM223 203V204H222ZM248 203L249 204H251V205H248ZM253 203H255V204H253ZM19 204V205H18ZM24 204V205H23ZM202 204L204 205V207L202 206ZM222 204V205H221ZM258 205V208H256L255 206H257ZM3 205V206H2ZM5 205V206H4ZM11 205V206H10ZM18 205V206H17ZM115 205V206H114ZM174 206H176V204H173ZM231 205V204H230ZM6 206H9V208H7ZM12 206H13V208H12ZM14 206H15V209H14ZM101 206V207H100ZM201 206L203 207V208H201ZM254 206V207H253ZM11 207V208H10ZM120 207V208H119ZM213 207H215V208H213ZM229 207V206H228ZM246 207H248V209H251V210H249V211H247L248 209L246 208ZM17 208H19V209H17ZM99 208V209H98ZM116 210V211H118V209H119V211H120V215L121 216H119V214H117V216L118 217H116V216H114V213L116 212L114 209ZM125 208V207H124ZM217 208H220L219 210H217ZM11 209V210H10ZM15 211H14V210ZM111 209H113V211L111 210ZM254 209H257L256 211H253ZM4 210H6V212H4ZM23 210V211H22ZM96 210H98L99 212H97L96 213ZM101 210V211H100ZM240 212H239V211ZM262 210V211H261ZM7 211H8V213H7ZM125 211H126V213H125ZM233 211H231V212H233ZM11 212V213H10ZM13 212V213H12ZM166 212V213H165ZM215 212V213H214ZM217 212V213H216ZM230 212V213H231ZM255 212V217H256V221H255V217H251L252 215V213H254ZM6 213V214H5ZM113 213V214H112ZM116 213H118V212H116ZM115 213V214H116ZM229 213V214H230ZM11 214H12V216H11ZM21 214V215H20ZM214 214V215H213ZM220 214V215H221ZM225 214V213H224ZM96 215V216H95ZM103 215V216H102ZM200 215V216H199ZM246 215H251L250 217L252 218V219H254V221L252 220V219H250L249 217V219H250V221H252L251 223H252V225H253V227L251 228V227H249L250 225H251V223H249L248 225L247 224H245V222H249V220L248 219H245V220H247V221H245L244 220V222H241V219H243V216H246ZM260 215V214H259ZM11 216V217H10ZM16 216V217H15ZM30 216V217H29ZM101 216V217H100ZM157 216V217H156ZM97 217V218H96ZM122 217H125L126 218V222H124V220L123 219H121L120 220V218H122ZM152 217L153 218H155V219H157V222L158 223H155L156 222V220H154V224H153V226H151L152 224H151V221H152ZM198 217V218H197ZM213 217V218H212ZM32 218V219H31ZM110 218V219H109ZM117 218V219H116ZM261 219V222H259L260 223V225H262V226H260V225H258L257 224V220L258 219ZM29 219V220H28ZM95 219H97V221L95 220ZM100 219H102V220H100ZM116 219V220H115ZM120 221H119V220ZM128 219V220H127ZM138 219H140V220H138ZM213 219H217V221L216 220H214V221H216L215 222V225H217V227H218V229H216V228H214L213 226H214V224H213ZM111 220V221H110ZM236 220V221H235ZM239 220V221H238ZM93 221V223H91ZM100 221H101V224H100ZM119 221V222H118ZM122 221V223H120ZM228 221H234L232 224H230V222L228 223ZM259 221V220H258ZM31 224H30V223ZM111 222V223H110ZM113 222H114V224H113ZM116 222V223H115ZM153 222V221H152ZM238 222H240V223H238ZM247 222V223H248ZM254 222V223H253ZM95 223H96V227H95ZM117 223H120L119 225H117ZM230 224V225H232L231 227H229L228 226V224ZM238 223V224H237ZM242 223H243V227L241 228V225H242ZM34 224V225H33ZM151 224V225H150ZM219 224H222V225H219ZM227 225L228 226V229L229 230H222V229H224L225 227H227V226H224V225ZM233 224H234V227H233ZM235 224H237V225H235ZM36 225H37V227L39 226V228H37L36 227ZM43 225V226H42ZM100 225V226H99ZM106 225V226H105ZM136 225V226H135ZM140 225V226H139ZM156 225H157V227H156ZM163 225H167L166 227L165 226H163ZM249 227V228H245V227H247V226ZM251 225V226H252ZM258 226V228H256L257 226ZM50 226V227H49ZM112 226V227H111ZM115 226V227H114ZM139 226V227H138ZM256 226V227H255ZM48 227V228H47ZM53 227H54V229H53ZM114 227V228H113ZM191 227H188V228H190L191 229ZM233 227V228H232ZM239 227H240V230H239ZM123 228V229H122ZM134 228V229H133ZM140 228V231H138V229ZM165 228V229H164ZM168 228V227H167ZM221 228V229H220ZM233 230H232V229ZM235 228V229H234ZM238 228V229H237ZM251 228V229H250ZM256 228V229H255ZM260 228H261V231H260ZM53 229V230H52ZM55 229H57V230H55ZM114 230V231H112V230ZM122 229V230H121ZM213 229V230H212ZM214 229H215V231H214ZM241 229H242V232H243V229H245L244 231L246 232H239V231H241ZM85 230V231H84ZM94 230V231H93ZM154 230H156V231H154ZM231 230V231H230ZM254 230H256V233H255V231ZM81 231V232H80ZM110 231V232H109ZM142 231V232H141ZM159 231V232H158ZM191 231V230H190ZM221 231V232H220ZM228 231V232H227ZM252 231V232H251ZM260 231V232H259ZM70 232V233H69ZM75 234H74V233ZM144 232V233H143ZM149 232H151V233H149ZM164 232L165 233H167V234H164ZM192 232V231H191ZM239 232V233H238ZM254 232V233H253ZM262 232V233H261ZM81 233V234H80ZM104 233V234H103ZM117 233L119 234V235H117ZM149 235H148V234ZM152 233H154V235L152 234ZM238 233V234H237ZM261 234V236H260V234ZM123 234V235H122ZM159 234V235H158ZM223 234H224V236H223ZM235 234V235H234ZM257 234H259L258 235V237L259 238H257ZM163 235H164V237H163ZM184 235V234H183ZM184 235V236H185ZM242 235V236H241ZM87 236V237H86ZM181 237H182V235H180ZM224 237L221 241L219 240V239H221V237ZM231 236V238H229ZM236 236H238V238H239V244H238V241L236 242V240H238V238L236 237ZM240 236H241V239H240ZM86 237V238H85ZM145 237V238H144ZM234 237H236L237 239L235 240V238ZM254 237V238H253ZM262 237V238H261ZM142 238H144V240L142 239ZM191 238V239H190ZM232 238H234V242L232 241ZM206 239V240H205ZM256 239V241H259L260 243L257 245V244H255V242L253 241V240H255ZM262 239V240H261ZM146 240V241H145ZM158 240V241H157ZM164 240V241H163ZM168 240V241H167ZM182 240V241H181ZM192 240V241H191ZM197 240V241H196ZM230 240V241H229ZM188 241V242H187ZM242 241V242H241ZM252 241L254 242V243H252ZM166 242H168V243H170V244H168V243H166ZM180 242H182V243H180ZM191 242V243H190ZM221 242H224V243H221ZM164 243H166V244H164ZM195 243V244H194ZM225 243H226V245H225ZM252 243V244H251ZM256 243H258V242H256ZM159 244V245H158ZM174 244V245H173ZM211 244V245H210ZM213 244V245H212ZM235 244V245H234ZM240 246V248L241 249H238L239 248V246ZM240 244H243L244 246H245V248L243 247V246H241ZM158 245V246H157ZM208 245V246H207ZM210 245V246H209ZM221 246V247H219V246ZM229 245V246H228ZM250 245V246H249ZM251 245L254 247V248H252L251 247ZM187 246H188V248H187ZM192 247V249H191V247ZM200 246V247H199ZM217 246V247H216ZM222 246H223V248H225V251H224V249H222L221 250V248H222ZM226 246V247H225ZM173 247V248H172ZM244 249H243V248ZM185 248V249H184ZM207 248V249H206ZM211 248H212V250H211ZM226 248H228V249H226ZM247 248V249H246ZM250 248H252V251H250L251 249ZM210 249V250H209ZM248 249H250V250H248ZM256 249V250H255ZM218 250H220V251H218ZM230 250V251H229ZM249 252H247V251ZM247 252L246 254H245V252ZM216 252V253H215ZM227 252V253H226ZM241 252V253H240ZM220 253V254H219ZM222 253V254H221ZM245 254V256H244V254ZM193 254V255H192ZM234 254H238V255H236L235 257H234ZM240 254V255H239ZM228 255V256H227ZM232 255V256H231ZM243 255V256H242ZM238 256V257H237ZM240 256H241V258H240ZM232 257H234V259L232 258ZM244 257V258H243ZM237 261V262H236Z\"/></svg>",
    "mask_w": 264,
    "mask_h": 264
}]
</instances>
